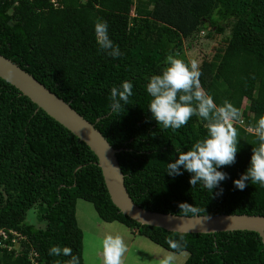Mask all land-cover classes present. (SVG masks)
Segmentation results:
<instances>
[{
	"label": "trees",
	"instance_id": "16d2710c",
	"mask_svg": "<svg viewBox=\"0 0 264 264\" xmlns=\"http://www.w3.org/2000/svg\"><path fill=\"white\" fill-rule=\"evenodd\" d=\"M0 0V54L34 76L94 123L117 149L126 189L136 204L151 211L185 215L181 203L198 215H264V187L234 186L250 164L257 141L252 128L264 115V0ZM134 13V15H132ZM123 56L112 58L95 39L97 19ZM229 38L211 58L200 62L201 84L217 105L230 101L245 125L233 165L212 193L189 184L191 174L169 176L167 163L206 135L205 122L193 116L175 131L163 130L148 109L146 84L161 74L169 54L189 62L184 40L208 26ZM209 30L205 36L212 37ZM133 83L124 111L109 108V94L122 81ZM246 100V103H243ZM94 152L26 95L0 78V227L26 236L19 247L0 249V264H64L50 246L70 247L83 263V233L77 199L91 202L104 222L117 221L172 251L167 238L183 234L188 252L182 264H264V245L255 231L178 233L141 224L119 211L110 199ZM78 169V170H77ZM222 195H215L219 189ZM35 206L37 222H25ZM191 216L192 214H187ZM179 253V252H178Z\"/></svg>",
	"mask_w": 264,
	"mask_h": 264
},
{
	"label": "clouds",
	"instance_id": "9594fccd",
	"mask_svg": "<svg viewBox=\"0 0 264 264\" xmlns=\"http://www.w3.org/2000/svg\"><path fill=\"white\" fill-rule=\"evenodd\" d=\"M95 39L99 48L107 55L116 59L123 56L118 45L114 44L108 35L106 21L97 19L94 24ZM202 71L197 60L189 62L169 54L166 57V67L161 74L152 75L147 84L146 92L151 98L148 109L157 124L163 130L173 131L187 125L196 116L205 122L206 135L197 139L187 151H179L174 162L167 163L166 172L169 176L182 175L181 169L191 174L189 184L195 188L198 184L212 193L219 188L222 181L228 179V174L218 169L233 165L238 152L239 133L234 122L240 118V111L230 101L224 100L217 105L201 84ZM133 83L122 81L119 86H113L109 94V108L113 113L124 111L133 95ZM257 144L252 148L250 164L239 179L233 181L234 186L244 190L246 182L264 187V115H261L251 128ZM78 170V169H77ZM223 189L215 195H222ZM180 212L185 215H198L200 209L192 204L181 203ZM37 210L35 206L27 210L25 222L35 224ZM210 219V217H207ZM172 250L164 256L159 264H174L176 253L183 252L187 241L183 234L169 237L166 240ZM104 264H122L121 258L127 251V246L120 235H108L103 240ZM48 255L68 257L64 264H80V258L74 255L70 247L50 246ZM56 264H60L59 261Z\"/></svg>",
	"mask_w": 264,
	"mask_h": 264
},
{
	"label": "water",
	"instance_id": "95a60500",
	"mask_svg": "<svg viewBox=\"0 0 264 264\" xmlns=\"http://www.w3.org/2000/svg\"><path fill=\"white\" fill-rule=\"evenodd\" d=\"M0 78L16 87L20 93L34 102L37 108H41L86 143L97 157L96 163L101 169L111 201L121 213L130 219L178 233L255 231L264 245V215L220 213L188 216L142 208L133 202L124 184V175L117 158V153L121 149L114 148L94 123L72 108L70 102L57 96L34 76L2 54H0Z\"/></svg>",
	"mask_w": 264,
	"mask_h": 264
},
{
	"label": "rangeland",
	"instance_id": "374dc122",
	"mask_svg": "<svg viewBox=\"0 0 264 264\" xmlns=\"http://www.w3.org/2000/svg\"><path fill=\"white\" fill-rule=\"evenodd\" d=\"M214 29L208 26L199 31L193 40H184L183 50L189 61L195 59L200 64L203 57L211 58L215 50L229 38L232 26H227L223 33H215ZM209 30L212 31L211 38L205 36ZM76 217L83 233L84 264H104L103 240L108 235H120L127 246L121 258L122 264H159L171 252L120 222H104L98 217L92 203L80 198L76 202ZM187 255V251L176 253L174 264H182Z\"/></svg>",
	"mask_w": 264,
	"mask_h": 264
},
{
	"label": "built area",
	"instance_id": "2783aa9c",
	"mask_svg": "<svg viewBox=\"0 0 264 264\" xmlns=\"http://www.w3.org/2000/svg\"><path fill=\"white\" fill-rule=\"evenodd\" d=\"M54 7L58 6L57 0H49ZM134 15V13H132ZM234 123H237L239 125H245L244 124V118H239L238 121H235ZM248 131H251L250 127H247ZM26 236L24 234H21L18 230L15 229H4L0 227V249H6L7 251L15 250V252L19 247L20 241L25 240ZM30 262L33 264H38V261L36 260V254L35 252H30L28 255Z\"/></svg>",
	"mask_w": 264,
	"mask_h": 264
}]
</instances>
